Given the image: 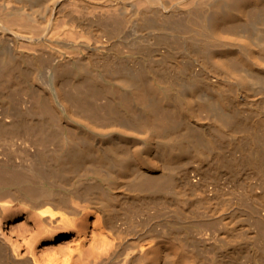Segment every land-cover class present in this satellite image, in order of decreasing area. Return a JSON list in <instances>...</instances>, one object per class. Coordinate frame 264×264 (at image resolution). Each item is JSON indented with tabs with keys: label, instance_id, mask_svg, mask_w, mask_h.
<instances>
[{
	"label": "bare ground",
	"instance_id": "6f19581e",
	"mask_svg": "<svg viewBox=\"0 0 264 264\" xmlns=\"http://www.w3.org/2000/svg\"><path fill=\"white\" fill-rule=\"evenodd\" d=\"M0 264H264V0H0Z\"/></svg>",
	"mask_w": 264,
	"mask_h": 264
}]
</instances>
